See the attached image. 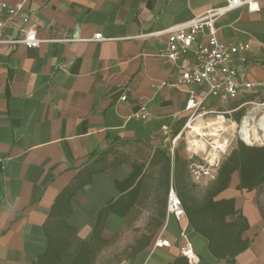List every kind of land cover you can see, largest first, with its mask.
<instances>
[{
  "label": "crops",
  "instance_id": "obj_1",
  "mask_svg": "<svg viewBox=\"0 0 264 264\" xmlns=\"http://www.w3.org/2000/svg\"><path fill=\"white\" fill-rule=\"evenodd\" d=\"M3 1L19 9L5 16V37H19L29 17L39 37L67 40L0 45V264H230L187 215L177 221L167 212L169 190L178 192L188 173L193 179L178 141L194 127L186 105L196 87L164 84L194 57L168 61L162 32L226 0ZM259 2L258 11L236 8L216 23L222 42L250 44L236 63L250 82L264 79ZM99 32L109 39L94 40ZM143 105L149 117L138 119ZM255 105L264 106V86L209 100L211 133L229 138L243 121L261 141L248 145L264 146ZM239 184L235 171L216 197L234 198L249 224V247L232 264H264V184ZM160 234L170 246H154ZM188 243L193 261L181 253Z\"/></svg>",
  "mask_w": 264,
  "mask_h": 264
},
{
  "label": "built area",
  "instance_id": "obj_2",
  "mask_svg": "<svg viewBox=\"0 0 264 264\" xmlns=\"http://www.w3.org/2000/svg\"><path fill=\"white\" fill-rule=\"evenodd\" d=\"M240 7H246L249 11L254 12L260 10V2L259 0H226L223 6L207 9L185 22L162 30L169 34L166 52L168 61L177 63L191 54L194 57L193 63L184 67L175 81L164 82L172 87L180 84L196 87V90L191 91L187 100L186 109L190 112L188 124L211 112L207 108L209 100L225 101L237 97L244 90L253 91L264 86V79L250 82L237 70L236 63L239 55L249 50L250 44L248 42L224 43L217 36L216 23L219 18ZM18 12V8L9 6L0 0V45L24 44L29 48H37L43 42L67 40L39 37L38 24L29 17L23 18V27L19 37H5L7 25L5 16L11 18ZM73 39L77 38L71 40ZM93 39L102 41L109 37L99 32L93 36ZM126 98V96H122L121 99L126 100ZM134 116L138 119H147L149 114L146 105H143L141 111L136 112ZM242 129L245 138L247 130ZM225 152L219 145L212 144L206 158L200 161L193 160L189 166L193 179L196 182H201L204 177L214 180ZM167 212L177 221H181L186 215L182 200L173 187L168 192ZM170 245V240L164 238L162 234L156 238L154 244L156 248ZM181 253L189 261H193L195 255L189 243L181 247Z\"/></svg>",
  "mask_w": 264,
  "mask_h": 264
},
{
  "label": "trees",
  "instance_id": "obj_3",
  "mask_svg": "<svg viewBox=\"0 0 264 264\" xmlns=\"http://www.w3.org/2000/svg\"><path fill=\"white\" fill-rule=\"evenodd\" d=\"M246 134V139L250 142L249 133ZM192 161L189 159L183 163L188 167ZM235 171L240 174L239 189L253 190L262 186L264 146L248 145L239 141L236 148L222 160L216 178L202 198L192 194L189 181L186 182L183 177L182 184L178 186V194L191 226L208 239L209 249L217 258H225L230 264L250 244L248 239L243 238L249 224L245 216H236L235 199L216 198L229 187L231 175ZM182 174L184 175V170Z\"/></svg>",
  "mask_w": 264,
  "mask_h": 264
},
{
  "label": "rangeland",
  "instance_id": "obj_4",
  "mask_svg": "<svg viewBox=\"0 0 264 264\" xmlns=\"http://www.w3.org/2000/svg\"><path fill=\"white\" fill-rule=\"evenodd\" d=\"M252 109H250L251 110L250 112H251V114H253V116H254V114L260 112V114H258V116H256V119L258 120L260 115L264 112V106H256L255 105L254 108H252ZM216 115L217 114L210 112V113H207V114H204V115L198 117L197 119H199V118L205 119V122H200V123H196L198 121L197 119H195L193 121L192 126H197L199 128V130H194V127H189L184 131L183 135L180 137V139L178 141L179 145L182 149L184 147V149L188 153L189 159L199 160V161L203 160L204 158H206L209 155L212 144L219 145L221 148H223L226 145V147H224L225 148L224 150H229V149L231 150V147L232 148L235 147L239 141H243L246 144H250L252 142L253 143H260L261 142L259 139L257 140V138L254 139L251 134H249L250 140H251L250 142L246 138H244L242 128L245 129V122H243V121L239 122V127H238L236 133L233 136H230L229 138L225 134L224 135L222 134L223 135L222 136L219 133L218 134L211 133V132H216V131L211 129L213 127V125H210L207 121L210 117H212V116L216 117ZM248 127H250V126H248ZM205 132H207V133H205ZM214 134H216V135L213 136ZM262 141L264 142V138L262 139ZM222 159H223V157H222ZM188 179H189L190 188L192 189L191 190L192 194L197 198H202L203 195L205 194L206 189L211 185V182L207 185L201 184V182L195 183V181H193V179L191 178L190 175H189Z\"/></svg>",
  "mask_w": 264,
  "mask_h": 264
},
{
  "label": "bare ground",
  "instance_id": "obj_5",
  "mask_svg": "<svg viewBox=\"0 0 264 264\" xmlns=\"http://www.w3.org/2000/svg\"><path fill=\"white\" fill-rule=\"evenodd\" d=\"M194 130H199V128L197 126H194ZM199 133V132H198ZM247 133V132H246ZM216 135V134H215ZM213 135V136H215ZM255 136V135H254ZM214 138V137H213ZM246 138V137H245ZM196 139V138H195ZM197 140V139H196ZM198 141V140H197ZM202 143V142H201ZM204 144V143H203Z\"/></svg>",
  "mask_w": 264,
  "mask_h": 264
}]
</instances>
